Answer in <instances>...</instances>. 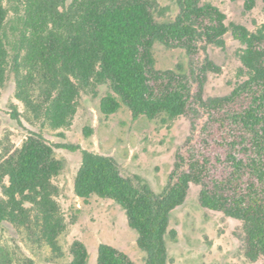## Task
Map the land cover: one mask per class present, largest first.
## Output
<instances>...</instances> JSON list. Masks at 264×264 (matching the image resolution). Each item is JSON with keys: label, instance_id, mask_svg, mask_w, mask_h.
<instances>
[{"label": "trees", "instance_id": "16d2710c", "mask_svg": "<svg viewBox=\"0 0 264 264\" xmlns=\"http://www.w3.org/2000/svg\"><path fill=\"white\" fill-rule=\"evenodd\" d=\"M17 1L9 22V10L0 0V84L12 70L17 97L33 119L52 128L70 126L81 91L106 83L111 92L101 108L107 115L125 104L134 116L185 115L195 130L196 120L206 117L201 130L211 124L223 128L217 140L221 150L215 155L204 150L212 142L204 132L202 143L178 156L161 192L142 176L125 174L113 156L84 149L76 195L117 202L138 232L146 264H168L171 213L185 201L191 184L200 185L201 205L242 220L247 253L264 258V23L255 32L229 25L218 6L203 0H178L177 15L166 21L156 18V0ZM256 1L246 0V8ZM229 31L245 44L241 59L247 79L228 95L206 98L207 76L220 70L209 47L224 46ZM156 42L184 49L188 69H157ZM12 115L20 121L17 108ZM218 167L222 174L215 172ZM61 169L54 146L34 131L0 160V222L25 227L53 251L60 250L58 237L66 227L51 184ZM71 253V264H88L82 241L72 243ZM0 264H13L3 245ZM98 264L136 263L101 243Z\"/></svg>", "mask_w": 264, "mask_h": 264}, {"label": "rangeland", "instance_id": "374dc122", "mask_svg": "<svg viewBox=\"0 0 264 264\" xmlns=\"http://www.w3.org/2000/svg\"><path fill=\"white\" fill-rule=\"evenodd\" d=\"M203 2L218 6L229 25L239 24L255 32L264 23L262 0H257L251 9L246 8V0ZM3 3L9 10L11 22L18 1L3 0ZM178 11V0H156L155 14L159 21L173 19ZM244 49L245 44L231 31L225 35L224 46L209 47V55L220 70L209 72L204 86L206 98L228 95L247 79V69L241 59ZM153 55L157 69L189 67V57L182 48L156 42ZM110 92L106 83L98 84L94 90H82L72 124L52 128L28 113L17 97L14 72L7 71L0 84V160L20 147L30 131L41 133L54 146L55 155L62 162V169L52 178L51 184L66 224L58 237L60 250L53 251L25 227L0 222V245L12 253L13 264H71V246L76 240L85 243L88 264H98L101 243L124 251L136 264H146V252L137 243L138 232L129 225L121 205L95 194L87 199L76 195L74 183L84 149L113 156L125 174L142 176L156 192L167 186L178 156L185 157L194 149V144L202 143L204 132L212 141L210 145H204V150L212 155L221 150L217 140L223 128L211 124L206 131L201 130L206 117L196 120L195 130L189 116H134L125 104L107 115L102 111L101 101ZM15 108L20 121L12 115ZM60 144L79 147L69 149ZM215 172L222 174L223 168L218 167ZM200 191V185L191 184L185 201L171 213L167 235L168 264H264L263 257L253 258L247 253L243 221L203 207ZM1 193L0 188V196Z\"/></svg>", "mask_w": 264, "mask_h": 264}]
</instances>
